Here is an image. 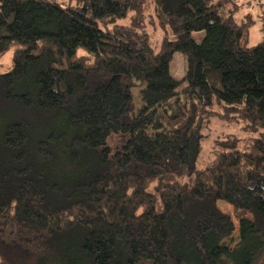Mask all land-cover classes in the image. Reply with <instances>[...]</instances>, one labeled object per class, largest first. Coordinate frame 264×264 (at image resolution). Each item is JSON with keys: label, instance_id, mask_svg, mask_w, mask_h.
<instances>
[{"label": "trees", "instance_id": "16d2710c", "mask_svg": "<svg viewBox=\"0 0 264 264\" xmlns=\"http://www.w3.org/2000/svg\"><path fill=\"white\" fill-rule=\"evenodd\" d=\"M240 5L0 0V264H264V38ZM215 116L260 135L202 163Z\"/></svg>", "mask_w": 264, "mask_h": 264}, {"label": "rangeland", "instance_id": "374dc122", "mask_svg": "<svg viewBox=\"0 0 264 264\" xmlns=\"http://www.w3.org/2000/svg\"><path fill=\"white\" fill-rule=\"evenodd\" d=\"M62 4H67L69 0H57ZM241 5L236 12V18L241 19L246 14L251 13L255 19V23L250 29L249 35V44L254 45L261 41L264 38V0H238ZM126 23V20L124 21ZM150 33L156 37H161V31H154L151 27H149ZM204 37V32H195L193 34V38L197 41H201ZM12 65V52H7L2 60H1V71L5 72L10 69ZM187 69L186 55L182 52H176L173 56V59L170 62V71L171 74L182 80ZM186 85V82L181 83V89ZM145 86V83L138 79H133L131 91L133 93V100L135 109L139 108L142 105L141 98V90ZM242 123L234 122L232 124L227 123L223 118L219 116H215L209 126L205 129L204 133L206 135L204 141L202 142V151H201V161L207 160L211 156L212 146L217 138H220L225 133H233L237 135L239 138L245 139L247 137H257L260 135V131H247L242 128ZM220 208L228 212L233 218L236 230L234 233L225 239V241L230 245V247H234L239 242V233H238V222L235 219L236 209L227 203L226 201H219Z\"/></svg>", "mask_w": 264, "mask_h": 264}]
</instances>
